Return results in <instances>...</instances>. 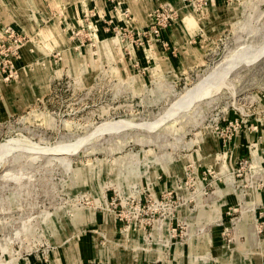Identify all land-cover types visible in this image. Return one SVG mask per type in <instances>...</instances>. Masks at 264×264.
<instances>
[{"label": "rangeland", "instance_id": "1", "mask_svg": "<svg viewBox=\"0 0 264 264\" xmlns=\"http://www.w3.org/2000/svg\"><path fill=\"white\" fill-rule=\"evenodd\" d=\"M187 18L192 62L163 38ZM261 245L264 0H0V264Z\"/></svg>", "mask_w": 264, "mask_h": 264}, {"label": "crops", "instance_id": "2", "mask_svg": "<svg viewBox=\"0 0 264 264\" xmlns=\"http://www.w3.org/2000/svg\"><path fill=\"white\" fill-rule=\"evenodd\" d=\"M219 16V14H217ZM191 26H189V18L187 20H183L182 24L178 26V24L173 25L169 28L167 34L169 36H163L165 40H167L168 44L174 48H176L179 51V56H181L183 59H188L190 62H192L191 59L197 61L198 58L204 56L206 52V42L198 43L197 45L193 46L189 42H191V36H188V31L190 32ZM180 31V36H178ZM200 36H199V41H200ZM262 200L261 195L257 196L256 200ZM257 202V201H256ZM243 216H246L245 214ZM260 243V242H258ZM263 248L262 257L261 260L263 261L264 264V245H261ZM191 248V245L189 246ZM252 262V255L249 257ZM247 262V261H246ZM246 264V263H245Z\"/></svg>", "mask_w": 264, "mask_h": 264}, {"label": "bare ground", "instance_id": "3", "mask_svg": "<svg viewBox=\"0 0 264 264\" xmlns=\"http://www.w3.org/2000/svg\"><path fill=\"white\" fill-rule=\"evenodd\" d=\"M195 90V88L194 89H190V90H188L187 91V94H190V93H192L193 91ZM193 94V93H192ZM194 98V97H193ZM193 98H191L190 100H192ZM185 99H187V95H185ZM176 106H178V105H176ZM107 127V126H106ZM105 127V128H106ZM108 128H110V126L108 127Z\"/></svg>", "mask_w": 264, "mask_h": 264}]
</instances>
